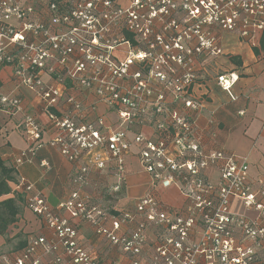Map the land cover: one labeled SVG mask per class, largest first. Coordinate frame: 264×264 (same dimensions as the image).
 <instances>
[{"label":"built area","instance_id":"obj_1","mask_svg":"<svg viewBox=\"0 0 264 264\" xmlns=\"http://www.w3.org/2000/svg\"><path fill=\"white\" fill-rule=\"evenodd\" d=\"M262 30L264 0H0V65L11 67L15 90L26 87L38 97L57 131L44 140V125L26 114L20 126L28 145L13 167L31 162L44 144L69 162L87 155L57 209L119 249L124 260L109 264H264V176L251 178L246 159L233 152L203 147L196 120L205 99L192 89L198 66L224 53L217 32L235 31L258 47ZM215 77L234 99L237 73ZM68 89L96 94L115 112L116 125L85 119L75 95H64ZM62 99L69 113L56 112ZM0 108L21 110V97L0 94ZM130 153L150 187L119 205ZM92 171L112 178L109 206L85 190ZM15 184L52 237L30 234L0 264H42L46 254L55 264H107L31 182L20 177ZM172 186L183 196L180 207L154 194ZM234 199L255 217L233 212Z\"/></svg>","mask_w":264,"mask_h":264},{"label":"crops","instance_id":"obj_2","mask_svg":"<svg viewBox=\"0 0 264 264\" xmlns=\"http://www.w3.org/2000/svg\"><path fill=\"white\" fill-rule=\"evenodd\" d=\"M221 44L225 48V57H218L214 61L221 63L219 72H206V62L197 68L198 80L193 91L205 99V107L197 118L198 134L201 144L206 149H223L233 152L238 157L246 159L249 164L248 173L254 180L264 176V59L256 55L253 46L241 39L237 32H220ZM229 54L238 55L242 61L241 66L233 70L235 65L227 60ZM216 67V68H217ZM210 69V68H209ZM11 67L0 65V94H9L14 91L21 97V110L7 112L0 108V156L7 167H13L15 154L28 145L25 140L22 120L26 114H32L39 123L44 125L42 138L49 139L56 134V129L49 123L46 112L42 109L39 99L28 88L14 89ZM235 71L239 76L232 85L231 91L234 99L220 89L216 83V75L223 72ZM205 73V75H204ZM215 73V76H214ZM47 80V77H43ZM72 93L83 105L85 119L94 121L99 116L104 124L114 127L116 114L97 101L96 94L90 90L78 91L68 89L64 95ZM94 106L93 109L90 107ZM57 113H69L70 107L64 99L60 100L55 108ZM87 155L83 154L78 160L69 162L57 148L47 144L36 150L31 162L23 163L14 168V175L18 179L24 178L31 182L35 189L46 198L50 207L56 209L61 216L78 229V241L91 249L109 264L116 259L124 260L118 248L94 233L93 226L76 218H71L64 209H57L58 203L66 199L74 185L70 178L78 169L77 165L84 164ZM127 174L125 186L117 194L119 205L126 204L131 198L139 197L150 187L148 174L139 167L137 156L130 153L126 157ZM89 184L85 190L103 206H109L111 197L108 196L107 187L112 183L108 172H95L89 174ZM13 186V185H12ZM176 189V188H175ZM155 195L161 199L156 190ZM184 203L181 201L182 206ZM19 213L16 220L7 227L5 235L0 234V256L11 258L25 244L30 235L52 237V232L27 207L25 199L18 201ZM178 206V207H180ZM230 208L233 212L245 217L254 218L255 213L244 208L240 201L234 199ZM1 259V258H0ZM42 264H55L51 254L44 255Z\"/></svg>","mask_w":264,"mask_h":264},{"label":"trees","instance_id":"obj_3","mask_svg":"<svg viewBox=\"0 0 264 264\" xmlns=\"http://www.w3.org/2000/svg\"><path fill=\"white\" fill-rule=\"evenodd\" d=\"M253 51L264 59V30L258 38V47H253ZM227 60L235 65L233 70L242 64L238 55L229 54ZM14 172V168L7 167L0 156V234L2 235H5L7 227L16 220L19 213L18 201L24 199L25 194L13 189L17 182Z\"/></svg>","mask_w":264,"mask_h":264},{"label":"rangeland","instance_id":"obj_4","mask_svg":"<svg viewBox=\"0 0 264 264\" xmlns=\"http://www.w3.org/2000/svg\"><path fill=\"white\" fill-rule=\"evenodd\" d=\"M180 16H183V15L180 13ZM220 32H217V33L219 35V42L221 44V35H220L221 33ZM173 33H174V29L173 28H170V30L165 31L166 36H169L170 34H173ZM167 41L170 42L169 39ZM159 47H160V45L156 44L154 49H158ZM221 47H223V46H221ZM224 50H225V48H224ZM225 55L226 54L223 53L221 55H217V56L212 57V58H207L205 60V62L207 64V66H206V70L207 71L206 72H208L209 74L211 73V71L212 72H215V71L219 72L221 70L220 67L221 66L224 67L223 66L224 64L222 65L221 63H219L218 59H217V64L220 66V67H217L214 61H216L215 59L218 58V57H225ZM196 68H197V66H196ZM204 75H205V73H204ZM214 76H215V73H214ZM157 191L161 195L162 203L165 204L166 206L170 207V208H175V207L180 206L181 205V201H183V196L178 193V191L175 189V186H172V187H169V188H161L160 187V188L157 189ZM31 213H32V211H31Z\"/></svg>","mask_w":264,"mask_h":264}]
</instances>
